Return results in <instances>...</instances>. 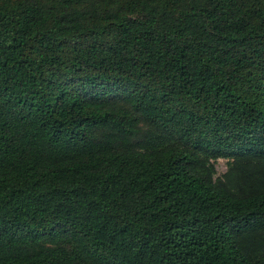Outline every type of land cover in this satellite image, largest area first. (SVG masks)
Wrapping results in <instances>:
<instances>
[{
    "label": "trees",
    "instance_id": "1",
    "mask_svg": "<svg viewBox=\"0 0 264 264\" xmlns=\"http://www.w3.org/2000/svg\"><path fill=\"white\" fill-rule=\"evenodd\" d=\"M0 264H264V0H0Z\"/></svg>",
    "mask_w": 264,
    "mask_h": 264
},
{
    "label": "rangeland",
    "instance_id": "2",
    "mask_svg": "<svg viewBox=\"0 0 264 264\" xmlns=\"http://www.w3.org/2000/svg\"><path fill=\"white\" fill-rule=\"evenodd\" d=\"M213 166H214L215 174L219 175L225 170V160L222 158H218L213 161Z\"/></svg>",
    "mask_w": 264,
    "mask_h": 264
}]
</instances>
